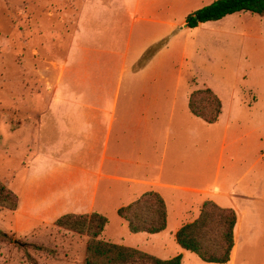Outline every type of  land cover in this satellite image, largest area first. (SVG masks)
Segmentation results:
<instances>
[{
  "label": "rangeland",
  "instance_id": "rangeland-1",
  "mask_svg": "<svg viewBox=\"0 0 264 264\" xmlns=\"http://www.w3.org/2000/svg\"><path fill=\"white\" fill-rule=\"evenodd\" d=\"M106 1L98 0V4L88 5L80 14L77 12L79 18L76 21H79L77 27L81 31L86 29L92 34L91 40H124L123 52L129 53V59L119 100L125 101L131 96L136 78L130 70L135 71L147 63L151 48L157 58L143 79L148 80L154 74L157 78L162 71L163 79L156 84L166 86L168 96L166 107H161L160 118L154 124V140L147 144L140 139L139 144H135V158L141 162L142 159L149 161L153 166L148 170L149 175L156 177L162 172L164 181L170 184L212 186L222 157L218 178L220 187L248 198L237 200V207L245 216L247 231L252 236L243 241L236 264H264V30L260 23L264 17L241 12L189 28L185 27L187 16L216 0H139V12L136 10L138 0H128L127 3ZM62 7L60 0H0V180L9 183L10 189L17 194L21 192L26 162L34 163V167L47 162L35 161L33 155L38 146L34 145L36 137L30 129L12 133L9 128L18 126L19 118H24L21 114L32 102H39L49 83L57 80V72L74 64L75 40L68 38L74 25L47 19L51 16L50 11L62 10ZM37 9L43 10L47 20L36 17ZM161 39L163 41H157ZM165 47L166 50L158 55ZM93 49L103 52L99 45ZM144 51L147 52L143 58L134 61ZM93 54L87 55V59L80 57L77 67L95 69L91 63ZM97 56L100 57V53ZM206 88L220 97L223 116L214 127H210L193 117L186 106L192 119L185 130L191 131L194 139H186L185 144L180 128L170 123L169 97L172 101L177 95L180 99L177 108L183 109L186 98L194 90ZM153 115L150 108V116ZM185 117L182 114V120ZM6 118H9L7 123ZM71 144L76 147L74 142L67 141L60 145L69 148ZM224 144L226 148H223ZM27 154H31L30 160L25 157ZM74 154H67L64 159L72 163ZM230 157L236 159L235 164L230 163ZM132 191L134 188L129 187L126 195L122 192L104 201L102 196L99 197V204L104 205L99 213L108 219L101 238L159 258L180 255L182 249L176 242L174 230L177 221L173 216L169 228L162 233L130 232L117 211L118 207L126 205ZM165 193L168 200L163 198L168 211L172 203L181 208L175 199L178 193L171 190ZM185 196L186 214H192L189 218L201 210L205 201L215 199L203 191ZM42 202L43 199L35 200L40 204L38 208L34 206L39 212L46 204L42 205ZM26 203L24 199V205ZM19 222L22 230L17 238L12 234L15 223L12 211L0 212V229L14 238L12 243L0 240V264H30L24 250L25 244L29 243L51 248L47 253L33 248L27 250L38 264H83L88 242L85 235L60 231L58 227L34 219L19 217ZM25 235L28 238H24ZM187 254L190 256L186 264L202 263L195 254Z\"/></svg>",
  "mask_w": 264,
  "mask_h": 264
},
{
  "label": "crops",
  "instance_id": "crops-1",
  "mask_svg": "<svg viewBox=\"0 0 264 264\" xmlns=\"http://www.w3.org/2000/svg\"><path fill=\"white\" fill-rule=\"evenodd\" d=\"M60 1L64 6L62 10L50 11L51 16L47 19L74 25L73 32H68L69 40H75L74 64L73 66L71 64L68 69L57 72L55 74L57 80L49 83L47 91L41 94L39 102L37 100L32 102V105L21 114L24 118H19L18 126L14 129L9 128L12 133L30 129L36 137L34 145L38 146L35 155H33L36 158L35 161L41 159L47 162V164L37 167H34V163L26 162V173L23 176L21 192L18 194L19 205L17 210L12 212L15 217L12 231L14 237L18 238L21 235L22 226L19 217L38 220L41 224L45 223L56 227V221L64 215L101 212L104 205L99 204L100 196L104 201L106 198L122 192L126 195L125 192L129 190V187L134 188V192L132 191V196L129 197L126 205L152 190L159 192L163 197H165L164 194H167L165 193L167 190L178 193L175 194V199L181 208L177 207L176 203H172V208L168 211L167 225L168 229L173 216V219L177 221L174 229L176 234L182 226L198 218L202 210V208L197 210L195 215L189 218L192 214H186L185 195L203 191L215 198L210 201H214L223 208H233L237 212L235 246L231 259L227 263L236 264L243 241L246 237L252 236L251 232L247 231L245 216L237 207V200L248 198L238 195L234 190L227 191L220 187L218 178L222 168V157L219 158V167H217L216 179L212 186L170 184L164 181L162 172L156 177L149 175L148 170L153 167L149 161L142 159L141 162L140 159L135 158L134 154L137 152L135 144H139L140 139L147 144L154 140V124L156 119L160 118L161 107H166V101H168L166 86L156 84L158 80L163 79V75H160L163 73L162 71L159 72L157 78L153 73L154 75L150 79L148 77V80L143 79L148 75L149 67L157 58V54L153 55L143 67L135 71L130 70L132 76L136 78L135 84L131 88V96L125 101L119 100L123 76L127 71L126 63L129 59V53L123 52L124 40H91L92 34L88 33V30L81 31L77 27L79 22L76 21L79 18V15L76 16L77 12L79 14L84 12L88 5L97 3L98 0ZM77 1H79V9ZM120 1L127 3L128 0ZM102 2L107 1L102 0ZM137 2L136 10L139 12V0ZM37 10L35 11L36 17L46 19L43 10H38L39 12ZM25 11L28 12L27 7ZM65 15L69 17H65ZM135 18L141 19L137 16ZM73 19H75L74 23ZM260 23L263 26L261 29L264 30V21ZM53 36L54 34L51 38ZM157 41L154 40V43ZM98 45L100 46L99 50L103 52H96L93 49ZM165 50L166 47L163 48V51L161 49L158 55ZM81 51L84 53L81 54ZM146 52L136 56L134 61L142 59ZM91 53H94L91 63L95 65V69L77 67V60L80 57L87 59V55ZM98 53H100V57L97 56ZM169 99L170 123L176 124L180 128V136L185 138L184 143L186 144V139L189 138L191 141L194 139L193 133L191 131L188 133L185 130L189 124L188 121L192 119L188 110L185 109L188 106L189 98H186L183 109L177 108L180 101L177 95L172 101L170 97ZM150 108L154 112L153 116H150ZM182 114L186 116L185 120H182ZM222 114L219 120L222 118ZM8 121L9 118H6V123ZM216 124L207 125L214 127ZM11 125L10 123V127ZM170 137L169 134V139ZM62 141L74 142L76 147H73L72 144L69 148L62 147L60 145ZM223 148H226L225 144ZM178 149H181V146ZM66 150L69 151L65 153ZM221 151L223 153V149ZM71 153H75V161L72 163L64 159L67 154ZM31 154H27L25 157L30 160ZM229 161L235 164L236 159L230 157ZM50 162L51 165H49ZM5 184L10 188L9 183ZM165 198L167 199V197ZM24 199L27 201L25 205ZM40 199H43L42 205L46 204L39 212L34 206L38 208L37 205L40 204H36L35 200ZM7 211L9 210L0 208L2 213ZM176 211H179V214H176ZM60 231L69 232L64 229H60ZM24 238H28L27 235ZM85 250H87V243ZM187 253L189 251L182 249L181 264L187 263L190 256ZM203 263L205 262L202 261L200 264Z\"/></svg>",
  "mask_w": 264,
  "mask_h": 264
},
{
  "label": "trees",
  "instance_id": "trees-1",
  "mask_svg": "<svg viewBox=\"0 0 264 264\" xmlns=\"http://www.w3.org/2000/svg\"><path fill=\"white\" fill-rule=\"evenodd\" d=\"M241 12L264 17V0H216L186 18L189 28L200 24L219 21ZM148 52V57L154 54ZM191 114L203 122L216 124L222 114L223 104L220 97L210 88L198 89L191 93L188 102ZM19 196L0 180V208L16 211ZM132 233L156 235L164 232L168 225V209L163 196L157 191H148L130 204L117 211ZM238 216L233 208H223L214 201H206L201 213L194 221L182 226L176 233L177 244L184 250L195 254L205 263L227 264L235 246V227ZM108 219L105 215L67 214L60 217L56 227L88 238L84 264H181L182 255L163 260L139 249L105 241L101 238ZM0 240L12 243L14 238L0 229ZM44 253L51 248L37 243L25 244L27 260L38 264L37 259L27 250Z\"/></svg>",
  "mask_w": 264,
  "mask_h": 264
},
{
  "label": "water",
  "instance_id": "water-1",
  "mask_svg": "<svg viewBox=\"0 0 264 264\" xmlns=\"http://www.w3.org/2000/svg\"><path fill=\"white\" fill-rule=\"evenodd\" d=\"M185 27H187V25H185Z\"/></svg>",
  "mask_w": 264,
  "mask_h": 264
}]
</instances>
